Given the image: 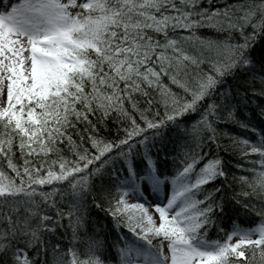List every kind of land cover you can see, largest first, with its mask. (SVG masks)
Masks as SVG:
<instances>
[{
  "label": "snow or ice",
  "instance_id": "1",
  "mask_svg": "<svg viewBox=\"0 0 264 264\" xmlns=\"http://www.w3.org/2000/svg\"><path fill=\"white\" fill-rule=\"evenodd\" d=\"M205 2L0 0V264H264V0Z\"/></svg>",
  "mask_w": 264,
  "mask_h": 264
},
{
  "label": "trees",
  "instance_id": "2",
  "mask_svg": "<svg viewBox=\"0 0 264 264\" xmlns=\"http://www.w3.org/2000/svg\"><path fill=\"white\" fill-rule=\"evenodd\" d=\"M228 2L229 3H239V2H241V0H228ZM223 3H224V0H216V6H220ZM203 6H207V0ZM260 88H261V85L259 83V80H257L256 84L253 85V87L249 90V94L251 95V92L253 90L256 91L257 93H259ZM259 100L264 102V97L260 96L259 94L252 97L249 108L243 109L244 114H240L242 118H246V122H248L250 124V127H255L257 130L264 128V119H261V117L259 115V109L257 107L259 105ZM107 129H108V132L114 134L116 131V126L112 121H109L108 125H107ZM246 132L251 133L250 137H248L249 140L254 141L256 139V135H257L256 133H253L250 130H245L234 122H227V123L222 122L220 124V131L218 133V135L220 137L218 144L229 146V149H230L231 142H232L230 137L231 138L246 137ZM109 138H112V137L109 136ZM73 139H76L75 135H73ZM211 146H208V147H211ZM216 149L217 150H215V151H211L210 153H207L205 156L209 157V156L218 154L219 156H221L224 160H226L228 162L229 167L238 175L241 171V169L237 168V166H236L237 160L240 159L239 156H237L232 151H228L227 149L219 150V148L217 146H216ZM64 154L70 159L73 158V157H71V154L68 152H65ZM252 158L254 159L255 157H252ZM15 162L18 164L23 163V160L20 159L19 152L16 153ZM243 163H244L245 168H247L249 166L247 161H244ZM3 170L6 172L7 175L14 176V173H12L10 169H7L5 167ZM217 186H219V185H217ZM98 187H99V181H97V188ZM206 187L208 188V191H210V192L213 190L212 186H206ZM241 192H242V188H241L239 181H233L232 178L229 177V182H228L229 198H231L233 193L236 195H239ZM246 199L251 200L252 203L256 207H259L260 204L262 203V201H260L254 195H250ZM88 210L91 214V219L93 221L98 220L99 223L105 224L104 232H106L108 234V238L111 239V236H112V233L110 231L111 225L108 223L107 219L104 217V214L103 213L98 214L95 209L90 207V205L88 206ZM259 222H260L259 217H255L253 215H245V213L243 211H240L239 213H237L235 210H232V209H229L228 214L223 221L224 225L229 227V228L234 223L239 224L243 228L255 227L256 224H258ZM65 223H67V221H65ZM61 231H63V229H61ZM91 234H92L91 231H89L88 235L90 236ZM210 236L213 239L216 238L215 230H213L210 233ZM83 238H86V237H84L82 234V239ZM100 238H104L103 234H101ZM70 239H71V233L70 232H65L63 236L58 235L56 237V241H59V244L61 246V250H63V251L67 250ZM56 241H53V242H56Z\"/></svg>",
  "mask_w": 264,
  "mask_h": 264
},
{
  "label": "bare ground",
  "instance_id": "3",
  "mask_svg": "<svg viewBox=\"0 0 264 264\" xmlns=\"http://www.w3.org/2000/svg\"><path fill=\"white\" fill-rule=\"evenodd\" d=\"M261 104H264V102H262V101L259 100V105H261ZM240 114H244V111L242 110V112ZM250 135H251V133L246 132V137L247 138L250 137ZM218 148H219V150H223V149H227L228 150L229 149V146L219 145ZM215 150H217L216 149V145L213 144L211 147H206L204 149V154L206 155L207 153H210L211 151H215Z\"/></svg>",
  "mask_w": 264,
  "mask_h": 264
},
{
  "label": "rangeland",
  "instance_id": "4",
  "mask_svg": "<svg viewBox=\"0 0 264 264\" xmlns=\"http://www.w3.org/2000/svg\"><path fill=\"white\" fill-rule=\"evenodd\" d=\"M12 2H16V0H12Z\"/></svg>",
  "mask_w": 264,
  "mask_h": 264
}]
</instances>
